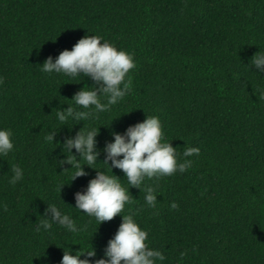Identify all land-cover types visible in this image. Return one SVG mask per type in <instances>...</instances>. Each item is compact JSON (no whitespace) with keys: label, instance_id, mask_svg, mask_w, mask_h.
Masks as SVG:
<instances>
[{"label":"trees","instance_id":"obj_1","mask_svg":"<svg viewBox=\"0 0 264 264\" xmlns=\"http://www.w3.org/2000/svg\"><path fill=\"white\" fill-rule=\"evenodd\" d=\"M91 34L133 54L131 91L95 119L62 125L52 110L94 82L39 65ZM259 50L264 0H0V127L11 129L14 145L0 156V264H59L62 248L103 256L121 216L99 225L73 208L96 170L84 165L87 175L71 181L59 145L83 123L100 127L91 166L109 171L102 149L111 132L146 115L159 117L179 160H193L184 172L145 178L141 191L112 169L133 196L121 214L162 251L158 264H264V73L250 61ZM50 129L53 143L44 139ZM185 144L199 154L183 157ZM13 165L23 175L10 184ZM146 185L158 211L145 204ZM49 203L84 230L36 231Z\"/></svg>","mask_w":264,"mask_h":264},{"label":"clouds","instance_id":"obj_2","mask_svg":"<svg viewBox=\"0 0 264 264\" xmlns=\"http://www.w3.org/2000/svg\"><path fill=\"white\" fill-rule=\"evenodd\" d=\"M250 61L257 73H264V52L257 51ZM39 66L45 73H60L67 77H81L83 80L89 78L94 82L92 86L86 84L75 92L69 100L72 103H68L66 108L52 110L62 125H68L69 120L79 123L95 119L98 113L107 111L130 92L132 83L130 70L134 69L135 60L131 52L117 48L114 43L99 35L91 34L80 38L70 50H62L55 58L47 57ZM260 96L264 97V91ZM99 128L87 127L83 123V127L74 136L66 137L59 146L69 155L59 160V166L71 165L70 169L62 171L72 170L71 181L87 175L84 165L96 170L87 187L74 193L73 208L85 216L94 218L99 225L118 214L122 222L113 237L108 240L103 256L97 258L92 247L87 251L80 248L74 254L71 249L62 248L63 254L59 264H158L165 259L162 251L147 246V231L138 225L132 214H121L125 205L132 202L133 196L129 189L135 187L141 191V183L145 178H159L177 171L184 172L186 168L192 166L193 160H179L176 148L170 141L163 139L159 117L146 115L143 121L128 126L122 134L111 132L112 140L107 141L102 149L104 154L102 162L109 171L97 170L91 165L98 161L101 154V150L97 149L96 139ZM56 132L50 129L44 136L45 141L53 143ZM12 136L11 129L0 127V156L7 155L13 149ZM73 149L79 158L73 154ZM199 152V147L185 144L182 156L192 157ZM81 160L85 163L81 164ZM113 168L123 172L130 188L126 189L122 185L121 178L113 173ZM11 171L12 175L8 182L15 184L22 178V169L13 165ZM143 192L146 206L157 210L158 200L154 188L146 185ZM170 206L177 207L175 202ZM41 217L43 219L36 225L38 232L41 229L48 231L53 224H58L73 234L84 230V226H78L67 212L62 211L54 203L47 204ZM183 255L181 252L180 256Z\"/></svg>","mask_w":264,"mask_h":264}]
</instances>
